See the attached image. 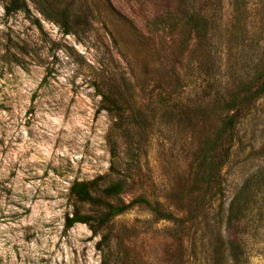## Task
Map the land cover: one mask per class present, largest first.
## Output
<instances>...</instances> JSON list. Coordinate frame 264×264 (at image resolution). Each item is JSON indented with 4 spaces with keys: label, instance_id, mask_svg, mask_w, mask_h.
<instances>
[{
    "label": "rangeland",
    "instance_id": "1",
    "mask_svg": "<svg viewBox=\"0 0 264 264\" xmlns=\"http://www.w3.org/2000/svg\"><path fill=\"white\" fill-rule=\"evenodd\" d=\"M26 1L7 14L0 0V264H101L105 234L109 264H235L226 210L264 167V93L241 104L223 194L200 183L198 161L232 112L222 93L242 95L264 60V0H221L207 52L185 0ZM98 177L125 178L122 199L145 196L183 224L134 204L97 234L66 226L92 209L71 185ZM256 207L237 227L239 264H264Z\"/></svg>",
    "mask_w": 264,
    "mask_h": 264
},
{
    "label": "trees",
    "instance_id": "2",
    "mask_svg": "<svg viewBox=\"0 0 264 264\" xmlns=\"http://www.w3.org/2000/svg\"><path fill=\"white\" fill-rule=\"evenodd\" d=\"M5 11L10 14L14 11H29L26 0H5ZM239 0H236V2ZM185 25L188 27L191 39H197L204 47L205 51L209 50L215 31L222 29V15L216 14L221 8V0H205L203 11L195 12L191 0H185ZM69 30H67L68 32ZM210 55V54H209ZM210 57V56H209ZM219 93V92H218ZM264 93V60L259 62L250 77L244 89V93L233 95L222 93L225 107L232 112L225 117L223 124L215 131L212 138H208L207 145L204 148L202 159L198 161L199 168L203 167L204 177L200 181L205 185V189L217 194H223V175L224 165L232 154L234 145V132L237 124L238 114L241 104L244 102H254ZM211 95L205 96L206 100ZM220 97V96H219ZM215 100H218L215 98ZM216 149L215 159H210L209 151ZM104 177L94 178L89 181H74L70 187V193L75 196L76 200L82 204L91 206L88 212L81 209L75 210L71 216L67 217L66 226H72L76 222L87 223L94 234L99 233L108 223L120 213H123L134 204H144L150 210L156 212L160 219L168 218L174 223L183 224V217H178L173 213H163L159 208L158 202H152L145 196H137L129 201L121 198L126 183L125 178H117L105 183H100ZM206 194L200 195L204 197ZM261 201V203L259 202ZM259 202L258 208L256 204ZM256 207L261 219L264 218V167L252 173L237 190L231 199L226 210V242L229 248V254L235 264L241 262V242L242 237H238L240 225L246 224L248 215ZM193 214L192 210L189 215ZM193 217V216H192ZM191 217V219H192ZM239 227V228H237ZM241 230V228H240ZM245 232V229H242ZM222 236V235H221ZM220 236V237H221ZM100 249L103 251L101 264H109L104 251L105 246H109L107 234L103 235L98 241Z\"/></svg>",
    "mask_w": 264,
    "mask_h": 264
}]
</instances>
